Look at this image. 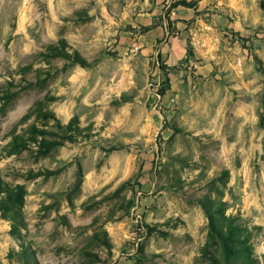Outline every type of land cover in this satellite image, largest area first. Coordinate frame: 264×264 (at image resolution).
Wrapping results in <instances>:
<instances>
[{
  "label": "rangeland",
  "instance_id": "1",
  "mask_svg": "<svg viewBox=\"0 0 264 264\" xmlns=\"http://www.w3.org/2000/svg\"><path fill=\"white\" fill-rule=\"evenodd\" d=\"M263 96L264 0H0V264H264Z\"/></svg>",
  "mask_w": 264,
  "mask_h": 264
},
{
  "label": "trees",
  "instance_id": "2",
  "mask_svg": "<svg viewBox=\"0 0 264 264\" xmlns=\"http://www.w3.org/2000/svg\"><path fill=\"white\" fill-rule=\"evenodd\" d=\"M47 50L57 54L59 52L55 45H50ZM32 129H30V137L32 141H36L37 135ZM25 142L27 141L23 142L20 136H14L10 148L13 152L20 151L26 147ZM47 143L51 142L41 140V148L47 149ZM0 195H3L0 199V211L6 215L11 225V232L14 233L23 222L20 212L24 196L23 187L20 185L10 187L0 180ZM214 213L206 212L208 232L206 242L200 252L201 256L206 258L209 264H255L250 249L249 229L239 225L236 218L225 216L222 211L217 210ZM215 254H218V257Z\"/></svg>",
  "mask_w": 264,
  "mask_h": 264
}]
</instances>
